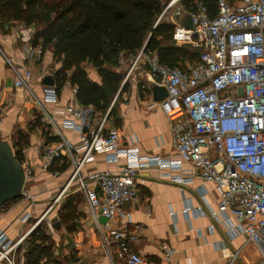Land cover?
<instances>
[{
	"label": "built area",
	"instance_id": "built-area-1",
	"mask_svg": "<svg viewBox=\"0 0 264 264\" xmlns=\"http://www.w3.org/2000/svg\"><path fill=\"white\" fill-rule=\"evenodd\" d=\"M165 3L157 22L172 23L174 40L199 51L198 59L168 67L155 53L142 49L130 65L131 70L147 66L153 81L165 89L166 97L154 105L169 123L171 146L177 156H140L136 148L120 145L117 131L107 127L108 113L97 118L94 107L73 104L57 114L62 127L77 134L79 146L71 152L72 146L64 141L47 148L44 169L60 159L61 149L67 150L73 164L70 181L74 179L85 195L90 212L100 209L108 221L120 216L129 223L130 214L123 207L137 198L138 186L146 184L139 178L144 169H157L159 179L182 187L192 185L195 179L211 183L218 196L217 211L212 215L223 218L231 235L242 234L254 244L261 256L258 264H264V0H239L234 5L218 0L214 15L196 3L189 12L191 29L178 22L186 13L180 0ZM23 50L26 55L41 53L31 44ZM28 78L25 72L15 86L27 88ZM44 94L46 101H56L53 88L45 89ZM49 123L56 128L54 121ZM96 155L118 169L82 177V167ZM27 219L28 215L23 217ZM139 229L134 225L132 229L111 230L106 225L102 229L104 246L115 244L124 264H148L130 248ZM22 240L12 242L0 231V264H13L10 254ZM172 253L165 250L167 264ZM235 258L233 255L225 264H233Z\"/></svg>",
	"mask_w": 264,
	"mask_h": 264
},
{
	"label": "crops",
	"instance_id": "crops-1",
	"mask_svg": "<svg viewBox=\"0 0 264 264\" xmlns=\"http://www.w3.org/2000/svg\"><path fill=\"white\" fill-rule=\"evenodd\" d=\"M225 1L234 5L239 0ZM34 31L32 26L18 22L0 26V141L7 142L14 155L19 154L27 176L22 195L0 206V231L12 242L23 239L10 254L13 264H25L26 240L38 226L43 227L48 237V264H124L115 244L104 246L102 229L106 225L111 230L139 225L137 241L130 248L148 264H167L166 249L173 251L170 264H225L233 255H236L233 264H258L261 260L258 248L242 234L231 235L223 218L212 215L217 211L218 196L211 183L195 179L192 185L182 187L159 179L157 169H144L139 178L145 179L146 184L139 185L137 198L123 207L130 214L129 223L120 216L108 221L100 209L95 214L90 212L85 195L78 190L74 179L70 181L73 164L67 150L61 149L60 159L44 169L43 154L47 148L64 141L72 146L71 152L79 146L77 134L62 127L57 113L68 105L80 103L76 88L68 82L56 88L54 76L61 65L54 61L50 49L42 51L40 46L32 45ZM26 44L40 49L41 53L26 55L23 50ZM132 58H122L118 70L124 63L130 64ZM133 71L135 78L134 73L131 76ZM25 72L29 73L28 87H16L15 82ZM86 72L92 82H100L91 66L86 67ZM123 75L106 112L115 108L107 127L117 131L122 147L136 148L140 156L174 159L177 155L171 146L169 123L154 105L158 101L153 88L160 86L143 64ZM49 81L53 84H45ZM125 83L126 88L121 92ZM48 88L55 91L53 103L45 100L44 90ZM97 118L102 117L97 114ZM49 120L54 121L56 128ZM184 168L190 167L184 164ZM116 169V165L107 164L103 156L96 155L80 173L85 178L94 172ZM68 200L76 204V212L67 222L60 219L59 213ZM26 215L29 219L24 221ZM38 220L40 223L35 226ZM229 220L235 223L233 218ZM46 261L45 257L40 264Z\"/></svg>",
	"mask_w": 264,
	"mask_h": 264
},
{
	"label": "trees",
	"instance_id": "trees-1",
	"mask_svg": "<svg viewBox=\"0 0 264 264\" xmlns=\"http://www.w3.org/2000/svg\"><path fill=\"white\" fill-rule=\"evenodd\" d=\"M166 0H0V26L22 23L34 26L32 45L42 51L50 49L61 67L54 83L61 88L68 82L76 88L81 105H91L103 117L110 101L123 81L118 70L122 58L155 53L161 64L177 67L198 59L199 51L174 40V25L157 22ZM218 0H180L185 12H192L197 2L203 3L213 15ZM91 66L100 78L92 82L86 72ZM126 88L123 85L121 92ZM115 115L108 112L107 120ZM38 120V119H37ZM20 162V156L15 154ZM76 204L68 200L60 210V219L69 221ZM48 237L42 226L32 231L26 240L25 264H48Z\"/></svg>",
	"mask_w": 264,
	"mask_h": 264
},
{
	"label": "water",
	"instance_id": "water-1",
	"mask_svg": "<svg viewBox=\"0 0 264 264\" xmlns=\"http://www.w3.org/2000/svg\"><path fill=\"white\" fill-rule=\"evenodd\" d=\"M179 23L181 26L191 29L190 15H184ZM52 85L53 82H45ZM155 101L160 102L166 97V91L161 87L153 88ZM25 177L21 163L16 159L11 146L0 141V206L11 202L22 195Z\"/></svg>",
	"mask_w": 264,
	"mask_h": 264
},
{
	"label": "rangeland",
	"instance_id": "rangeland-1",
	"mask_svg": "<svg viewBox=\"0 0 264 264\" xmlns=\"http://www.w3.org/2000/svg\"><path fill=\"white\" fill-rule=\"evenodd\" d=\"M164 4H166V3H164ZM180 4V3H179ZM178 4V5H179ZM174 10V7H172V9H171V11H173ZM160 15V14H159ZM163 21V20H162ZM166 22V21H165ZM32 28H34L35 29V27L34 26H32ZM134 70V69H133ZM121 73L122 74H125L126 76H127V74H129V72L131 71V65L130 64H127V63H124L123 65H122V68H121ZM135 71H133L132 73H131V76L133 75V73H134ZM135 75L134 76H132V77H136V73H134Z\"/></svg>",
	"mask_w": 264,
	"mask_h": 264
}]
</instances>
